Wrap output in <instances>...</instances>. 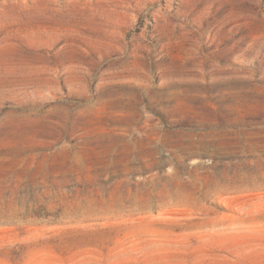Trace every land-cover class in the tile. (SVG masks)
Returning a JSON list of instances; mask_svg holds the SVG:
<instances>
[{"label": "rangeland", "instance_id": "obj_1", "mask_svg": "<svg viewBox=\"0 0 264 264\" xmlns=\"http://www.w3.org/2000/svg\"><path fill=\"white\" fill-rule=\"evenodd\" d=\"M0 264H264V0H0Z\"/></svg>", "mask_w": 264, "mask_h": 264}]
</instances>
